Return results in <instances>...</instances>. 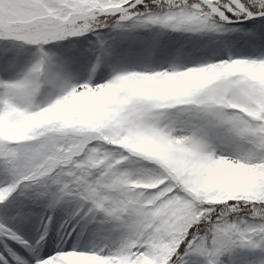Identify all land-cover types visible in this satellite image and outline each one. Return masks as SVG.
Instances as JSON below:
<instances>
[{"label":"snow or ice","instance_id":"obj_1","mask_svg":"<svg viewBox=\"0 0 264 264\" xmlns=\"http://www.w3.org/2000/svg\"><path fill=\"white\" fill-rule=\"evenodd\" d=\"M0 264H264V0H0Z\"/></svg>","mask_w":264,"mask_h":264}]
</instances>
